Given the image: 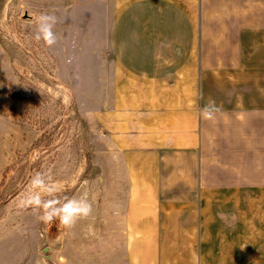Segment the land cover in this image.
<instances>
[{
  "label": "crops",
  "instance_id": "crops-1",
  "mask_svg": "<svg viewBox=\"0 0 264 264\" xmlns=\"http://www.w3.org/2000/svg\"><path fill=\"white\" fill-rule=\"evenodd\" d=\"M97 42V264H264V0H98Z\"/></svg>",
  "mask_w": 264,
  "mask_h": 264
},
{
  "label": "rangeland",
  "instance_id": "rangeland-1",
  "mask_svg": "<svg viewBox=\"0 0 264 264\" xmlns=\"http://www.w3.org/2000/svg\"><path fill=\"white\" fill-rule=\"evenodd\" d=\"M43 12L58 21L51 48L32 39ZM97 39L98 0H0V264H97ZM48 169L61 197L88 181L93 215L74 234L17 210L30 177Z\"/></svg>",
  "mask_w": 264,
  "mask_h": 264
},
{
  "label": "clouds",
  "instance_id": "clouds-1",
  "mask_svg": "<svg viewBox=\"0 0 264 264\" xmlns=\"http://www.w3.org/2000/svg\"><path fill=\"white\" fill-rule=\"evenodd\" d=\"M56 15L43 12L34 18L35 35L37 43L43 42L47 48L54 47L58 43V35L54 31L57 24ZM69 62H71L69 60ZM220 111L215 101H209L199 110L200 117L212 121L215 114ZM88 181H84L79 196H63L58 193L60 186L55 182L52 170L36 171L30 177L28 184L17 198V210L20 213L31 212L37 220L45 225H51L53 221H59V227L65 234H74L78 222L87 220L93 215V204L89 200L87 191ZM88 235H93V227L90 224L87 229Z\"/></svg>",
  "mask_w": 264,
  "mask_h": 264
},
{
  "label": "trees",
  "instance_id": "trees-1",
  "mask_svg": "<svg viewBox=\"0 0 264 264\" xmlns=\"http://www.w3.org/2000/svg\"><path fill=\"white\" fill-rule=\"evenodd\" d=\"M21 79H22V78L20 77V80H21ZM21 81H22V80H21ZM14 92H15V90H14ZM15 94H16V93H15ZM20 96H22V95H21V94H18V95L16 94V97H17V98H19ZM23 109H24V107L21 108V110H23ZM27 120H28V119H27Z\"/></svg>",
  "mask_w": 264,
  "mask_h": 264
}]
</instances>
